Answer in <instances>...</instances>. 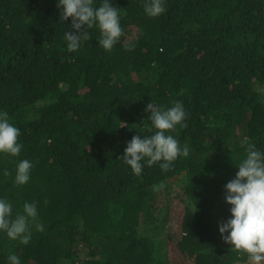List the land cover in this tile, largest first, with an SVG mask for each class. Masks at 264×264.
I'll return each instance as SVG.
<instances>
[{
	"label": "trees",
	"instance_id": "16d2710c",
	"mask_svg": "<svg viewBox=\"0 0 264 264\" xmlns=\"http://www.w3.org/2000/svg\"><path fill=\"white\" fill-rule=\"evenodd\" d=\"M111 2L123 28L114 47L92 28L69 51L72 18L57 0H0V110L23 143L0 155V197L14 213L38 202L45 225L27 245L0 233V264L10 252L22 264H244L219 226L240 142L264 150V0H166L158 17L144 0ZM175 101L186 120L170 134L189 156L135 175L122 156L151 134L148 104ZM21 159L33 168L18 186Z\"/></svg>",
	"mask_w": 264,
	"mask_h": 264
},
{
	"label": "clouds",
	"instance_id": "9594fccd",
	"mask_svg": "<svg viewBox=\"0 0 264 264\" xmlns=\"http://www.w3.org/2000/svg\"><path fill=\"white\" fill-rule=\"evenodd\" d=\"M166 0H144V11L150 17H158L165 12ZM63 21L72 18L73 31H66L64 39L69 51H76L82 43L90 39L89 29L96 28L100 36L98 44L110 51L123 35L120 23V10L111 0H101L95 6L94 0H57ZM151 134L143 138L134 136L125 148L122 159L139 176L145 165L159 163L162 170H168L179 157H188L190 148L181 145L171 131L184 126L186 110L182 101H175L171 107L147 106ZM154 130V131H153ZM20 129L9 113L0 110V155L18 157L22 151ZM241 145L246 144L245 153L235 165L238 171L225 185V200L231 206V218L219 226L223 240L239 255H246L244 264H264V150L258 149L245 137ZM32 161H17L14 184L23 186L31 179ZM7 175V171H5ZM38 202L23 203V211L14 213L13 202L0 197V233L13 241L27 245L32 240L33 231L43 232L45 225L38 219ZM8 264H22L21 258L10 252ZM237 264H240L237 261Z\"/></svg>",
	"mask_w": 264,
	"mask_h": 264
},
{
	"label": "rangeland",
	"instance_id": "374dc122",
	"mask_svg": "<svg viewBox=\"0 0 264 264\" xmlns=\"http://www.w3.org/2000/svg\"><path fill=\"white\" fill-rule=\"evenodd\" d=\"M182 209L183 207L180 208L179 212H177L178 214L182 213ZM175 217H176V214H175Z\"/></svg>",
	"mask_w": 264,
	"mask_h": 264
}]
</instances>
